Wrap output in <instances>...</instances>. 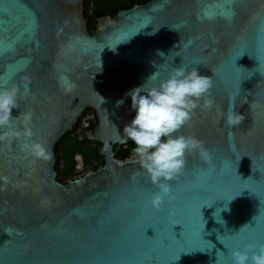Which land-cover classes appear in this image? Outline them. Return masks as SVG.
Wrapping results in <instances>:
<instances>
[{
  "label": "water",
  "instance_id": "1",
  "mask_svg": "<svg viewBox=\"0 0 264 264\" xmlns=\"http://www.w3.org/2000/svg\"><path fill=\"white\" fill-rule=\"evenodd\" d=\"M83 11V0H0V89H19L13 117L33 113L30 140L0 142V264H232L233 250L264 244V0H151L92 31ZM181 65L213 81L212 108L178 133L212 159L187 155L157 211L147 172L113 146L131 141L128 93ZM233 101L244 120L229 129ZM86 109L104 165L59 183L54 147ZM32 142L53 158L32 157Z\"/></svg>",
  "mask_w": 264,
  "mask_h": 264
},
{
  "label": "clouds",
  "instance_id": "2",
  "mask_svg": "<svg viewBox=\"0 0 264 264\" xmlns=\"http://www.w3.org/2000/svg\"><path fill=\"white\" fill-rule=\"evenodd\" d=\"M154 79H157V72L144 85L128 93L135 116L123 132L136 145L134 157L159 190L150 201L152 208L159 211L164 197L171 200L169 181L180 176L187 155L196 153L205 163H211V153L203 141L178 133L189 124L195 109L210 110L214 101L211 98V77L201 75L195 68L174 67L165 78L147 87L148 82ZM18 93L15 85L0 89V142H6L8 146L13 140H30L33 135V113L20 112L18 116H12V110L19 107ZM235 108L234 101L230 102L227 111L221 114L229 129L238 127L244 120ZM24 147L35 159L50 161L53 158L51 151L40 142L26 143ZM220 211L217 209L214 215L219 216ZM231 261L232 264H264V244L249 243L242 249L233 250ZM216 264H221L218 256Z\"/></svg>",
  "mask_w": 264,
  "mask_h": 264
},
{
  "label": "trees",
  "instance_id": "3",
  "mask_svg": "<svg viewBox=\"0 0 264 264\" xmlns=\"http://www.w3.org/2000/svg\"><path fill=\"white\" fill-rule=\"evenodd\" d=\"M84 1L83 5H85ZM83 16L87 20V30H94L97 20L88 17L84 11ZM96 124L97 119L95 112L91 109H86L73 126L72 131L65 133L58 140L53 150L54 158L56 160L54 171L57 174V182L62 184L67 183L68 181L78 178L76 176L79 174L87 171H96L104 165L103 156L100 155L102 145L98 142L88 141L84 138L85 135L92 132ZM135 147L136 145L133 141H130L126 145L113 146L115 159L123 161L135 158L133 155V149ZM78 155L82 156L83 159V171L79 174L76 172L75 160V157Z\"/></svg>",
  "mask_w": 264,
  "mask_h": 264
},
{
  "label": "flooded vegetation",
  "instance_id": "4",
  "mask_svg": "<svg viewBox=\"0 0 264 264\" xmlns=\"http://www.w3.org/2000/svg\"><path fill=\"white\" fill-rule=\"evenodd\" d=\"M149 1L151 0H85V5L83 6L87 16L97 20L104 16L114 17L121 11L129 10L134 6L144 5ZM82 171L83 169L78 170L76 168L78 174ZM83 174H79L76 177H80Z\"/></svg>",
  "mask_w": 264,
  "mask_h": 264
}]
</instances>
